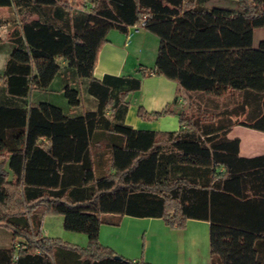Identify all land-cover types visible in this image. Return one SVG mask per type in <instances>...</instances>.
Here are the masks:
<instances>
[{"label": "trees", "instance_id": "1", "mask_svg": "<svg viewBox=\"0 0 264 264\" xmlns=\"http://www.w3.org/2000/svg\"><path fill=\"white\" fill-rule=\"evenodd\" d=\"M0 5L36 14L10 23L0 17V24L9 23L10 45L0 71V144L8 155L7 164L0 160V226L11 232L0 246V264H150L116 257L99 241V223H117L123 214L160 216L174 227L201 218L253 233L255 259L264 264V153L241 155L239 137L227 135L236 123L264 130V37L254 44L255 28L264 25V0ZM135 24L159 37L152 68L197 95L187 109L139 105L138 114L154 119L175 111L178 129L125 121L127 95L148 69L94 75L108 31ZM60 75L70 105L87 92L96 97L95 109L70 115L59 104L31 101L34 89L48 88ZM235 90L244 92L242 100L235 101ZM49 210L94 217L66 216L69 227L93 226L88 243L42 233ZM211 263L222 264L217 255Z\"/></svg>", "mask_w": 264, "mask_h": 264}, {"label": "crops", "instance_id": "2", "mask_svg": "<svg viewBox=\"0 0 264 264\" xmlns=\"http://www.w3.org/2000/svg\"><path fill=\"white\" fill-rule=\"evenodd\" d=\"M255 31L256 29L254 30V44H257L264 34L255 40ZM158 43V35L143 26L135 29L133 25L129 27L128 31L111 28L107 33V39L99 49L94 75L101 77L106 72L140 74V70L143 68L150 70L142 76L141 86L130 91L132 92L131 97H128L130 92L127 95L129 107L125 121L136 128L174 130L180 127L179 116L175 111L163 112L154 119H146L138 114L139 105H142L147 111H153L160 110L170 104L177 110L183 107L186 102L184 98L186 91L181 88L179 82L152 68L155 64ZM9 49L10 45L7 42L3 46L4 58L0 63V71L4 66ZM64 81L65 79L61 75L56 76L48 88L34 89L31 101L46 100L59 104L70 115L95 109L96 97L87 92L82 93L79 104L70 105L62 90ZM243 93V91L235 90V94H237L235 101L242 100ZM175 97L176 100L173 101ZM250 104L251 100H249V104L246 102V109ZM227 135L239 137V154L241 155L253 156L264 153V130L262 129L236 123ZM2 157L6 159L7 164L8 155L3 143L0 144V160ZM61 213L65 216L63 223L66 228L84 231L89 238L92 225L89 228L69 227L66 225V216L69 214V219L75 221L84 218L94 220V217L76 212ZM40 229L42 231V220ZM236 229L194 217L188 218L185 226L174 227L168 225L160 216L123 214L117 223L106 221L99 223L97 234L101 243L110 246L115 251V255H118L116 257L127 258L134 262L212 264V256L217 255L222 264H259L255 259L253 245L256 235L238 231L240 233L238 236V233L233 231ZM213 230H217L216 234L222 236L219 235L216 240L213 239ZM9 232L8 228L0 229V246L8 244ZM42 233L44 232L42 231Z\"/></svg>", "mask_w": 264, "mask_h": 264}, {"label": "rangeland", "instance_id": "3", "mask_svg": "<svg viewBox=\"0 0 264 264\" xmlns=\"http://www.w3.org/2000/svg\"><path fill=\"white\" fill-rule=\"evenodd\" d=\"M67 1L72 6H77V5L79 6V4L83 2L84 0H67ZM34 15L36 14L30 11L28 8L8 7V6L0 5V17L2 18L8 17L10 19L9 23L11 22V19L13 20V18L20 19L23 17H32ZM9 23L5 22L3 24H0V34L3 37L2 43L0 44V63H1V60H3L4 58L3 46L7 43L6 35H7ZM255 29H256L255 40H258V37L263 36L264 34V25L256 27ZM131 95H132V92L129 93L128 97H131ZM195 96L197 95L194 93L184 94V98L186 99V102H185V105H183V107L187 109L189 106L190 99L194 98ZM64 219H65V216L61 212L53 211V210L46 211L42 216V231L49 236H58L62 240L76 243L81 246L86 245L88 243L87 234L81 230H73V229L66 228L63 223ZM0 229H7V227L4 225H1ZM8 235L10 238L11 232H9ZM219 235L220 234L213 233L212 235L213 239L216 240V238H218Z\"/></svg>", "mask_w": 264, "mask_h": 264}, {"label": "built area", "instance_id": "4", "mask_svg": "<svg viewBox=\"0 0 264 264\" xmlns=\"http://www.w3.org/2000/svg\"><path fill=\"white\" fill-rule=\"evenodd\" d=\"M134 27H135V29H138L139 26L135 24Z\"/></svg>", "mask_w": 264, "mask_h": 264}, {"label": "water", "instance_id": "5", "mask_svg": "<svg viewBox=\"0 0 264 264\" xmlns=\"http://www.w3.org/2000/svg\"><path fill=\"white\" fill-rule=\"evenodd\" d=\"M115 256H118V255H115Z\"/></svg>", "mask_w": 264, "mask_h": 264}]
</instances>
